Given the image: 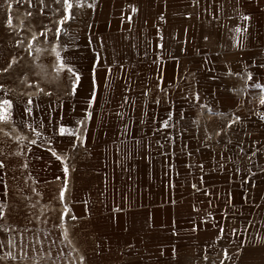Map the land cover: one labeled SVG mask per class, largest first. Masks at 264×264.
<instances>
[{"label":"rangeland","instance_id":"obj_1","mask_svg":"<svg viewBox=\"0 0 264 264\" xmlns=\"http://www.w3.org/2000/svg\"><path fill=\"white\" fill-rule=\"evenodd\" d=\"M69 3L0 0V264H264V0Z\"/></svg>","mask_w":264,"mask_h":264},{"label":"built area","instance_id":"obj_2","mask_svg":"<svg viewBox=\"0 0 264 264\" xmlns=\"http://www.w3.org/2000/svg\"><path fill=\"white\" fill-rule=\"evenodd\" d=\"M260 8L263 9L264 5H261ZM262 99H264V92H260L252 96V100L256 102V104L252 107V112L260 116H264V103H259L262 101ZM254 143H256V145L259 146L261 151L264 153V138L261 144H257L256 141Z\"/></svg>","mask_w":264,"mask_h":264},{"label":"snow or ice","instance_id":"obj_3","mask_svg":"<svg viewBox=\"0 0 264 264\" xmlns=\"http://www.w3.org/2000/svg\"><path fill=\"white\" fill-rule=\"evenodd\" d=\"M64 2H65V4H67L69 9L72 7V5L69 3V0H64ZM77 79H79V78L77 77ZM261 103H264V99H262ZM4 106L10 107L11 105L6 100L3 101L2 105H0V120L7 118L6 115L3 114ZM61 132H63V129H61ZM65 172H67V169H65ZM61 198H63V192L61 193ZM73 218H75V217H73Z\"/></svg>","mask_w":264,"mask_h":264},{"label":"bare ground","instance_id":"obj_4","mask_svg":"<svg viewBox=\"0 0 264 264\" xmlns=\"http://www.w3.org/2000/svg\"><path fill=\"white\" fill-rule=\"evenodd\" d=\"M117 9V8H116Z\"/></svg>","mask_w":264,"mask_h":264}]
</instances>
